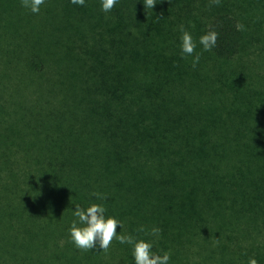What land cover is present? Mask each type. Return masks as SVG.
<instances>
[{
    "label": "trees",
    "instance_id": "obj_1",
    "mask_svg": "<svg viewBox=\"0 0 264 264\" xmlns=\"http://www.w3.org/2000/svg\"><path fill=\"white\" fill-rule=\"evenodd\" d=\"M0 5L17 27L0 48V264H134L115 239L107 252L69 242L90 203L169 264H264V0Z\"/></svg>",
    "mask_w": 264,
    "mask_h": 264
},
{
    "label": "clouds",
    "instance_id": "obj_2",
    "mask_svg": "<svg viewBox=\"0 0 264 264\" xmlns=\"http://www.w3.org/2000/svg\"><path fill=\"white\" fill-rule=\"evenodd\" d=\"M70 2L79 7L86 4V0H70ZM120 0H100V9L104 13H110ZM219 3L220 0H213ZM45 0H20L22 8L33 15L40 13L41 5ZM144 6L153 9L155 0H144ZM237 31H244L245 26L242 23L236 25ZM181 34L179 37V49L181 59L191 58V67L196 68L200 62L201 53L196 52L197 41L193 40L192 34L185 29L183 25L177 27ZM218 33L208 31L201 35L198 40L203 52H209L216 46ZM97 200L105 201L107 197L99 192L93 193ZM107 209L102 203H90L86 207L75 206L72 214L74 219L68 228L69 242L76 248L87 252H107L115 239L121 245L131 246V257L134 264H169L171 253L165 251L162 255L153 251L154 241L137 239L131 234L117 233V228L121 227V222L115 217L106 216ZM135 231L145 232L144 226H140ZM161 229L153 226L148 233L155 239H159ZM248 264H257L255 258H249Z\"/></svg>",
    "mask_w": 264,
    "mask_h": 264
},
{
    "label": "rangeland",
    "instance_id": "obj_3",
    "mask_svg": "<svg viewBox=\"0 0 264 264\" xmlns=\"http://www.w3.org/2000/svg\"><path fill=\"white\" fill-rule=\"evenodd\" d=\"M12 22L15 24V26H17L16 19H12ZM15 29H17V27L11 25L10 16L6 13L5 8L2 5H0V48L4 46V50L6 48L9 49L10 45L13 42L11 39H15V34L17 32L14 31ZM7 39L9 40L7 41ZM7 50H5L6 53L8 52ZM1 54L2 53H0V55ZM0 62H1V58H0ZM192 257H196V258H191L192 260H197L198 258L195 255H193ZM9 264H11L10 261Z\"/></svg>",
    "mask_w": 264,
    "mask_h": 264
}]
</instances>
